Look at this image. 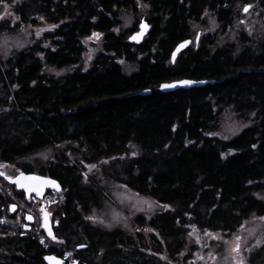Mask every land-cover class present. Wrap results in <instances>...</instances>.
Here are the masks:
<instances>
[{"label": "trees", "instance_id": "1", "mask_svg": "<svg viewBox=\"0 0 264 264\" xmlns=\"http://www.w3.org/2000/svg\"><path fill=\"white\" fill-rule=\"evenodd\" d=\"M19 1L20 22L43 16L56 30L45 37L49 48L38 43L0 57V163L61 144L78 148L59 149L53 161L37 168L60 186L53 206L55 242L38 227L21 231L19 217L6 207L14 189L0 179V207L5 209L0 217L6 220L0 228V264H47L45 257L63 264H173L182 252L197 250L199 232L228 236L249 218L264 216V202L253 195L264 189V39L257 44L241 34L238 46L215 49L216 36L209 35L198 50H183L169 69L151 62L154 38L164 35L158 54L169 58L189 38L200 5L227 29L239 17L236 6L251 0L193 2L186 16L177 0H144L153 10L158 5L159 11L174 9L162 31L155 26L139 46L127 41L134 26L115 31L123 10L140 7L137 0ZM7 24L1 22L0 29ZM94 32L102 37L103 52L81 71L82 40ZM38 54L46 67L72 71L59 78L44 74ZM117 59L137 70L124 75ZM176 80L206 84L158 90ZM228 107L239 117L256 114L252 125L231 139L217 129ZM109 158L116 161L103 170L108 179L160 207L168 205L150 218L135 217L132 233L102 230L86 218L103 193L87 175V166ZM252 244L248 263L264 264V243Z\"/></svg>", "mask_w": 264, "mask_h": 264}, {"label": "rangeland", "instance_id": "2", "mask_svg": "<svg viewBox=\"0 0 264 264\" xmlns=\"http://www.w3.org/2000/svg\"><path fill=\"white\" fill-rule=\"evenodd\" d=\"M19 3V0H13L9 4L5 2L0 4V15L3 17L0 18V23L8 21V27L0 29V57L2 59H7L13 53L25 50L38 43L40 48H49L50 42L46 39H48L53 30H56V27H51L52 24L48 23L46 18L43 16L33 17L27 23L20 22V18L19 20L14 19L15 17H19L16 13V7ZM4 4L8 5L7 11L11 13V15H4ZM248 4H252L253 7L247 14L242 12L245 4H239L236 6V9L239 11V17L235 19L232 26L228 27V29L221 27L216 20L211 19L208 15H203L202 21H195L192 24V29L194 32L200 31L204 36H216V44L213 46L215 49L227 45L238 46L241 34H244L249 40H252L253 43L259 44V42L264 39V0L263 3L251 0ZM240 20H245V24H239L238 22ZM131 27L132 19H129L124 15L121 16L120 25L115 31L120 33L129 30ZM38 29H44L40 32L39 36L36 35V31ZM249 31H251V35L248 34ZM86 38L87 37L82 40L84 53L81 56V71H87L92 65L96 55L100 54L101 51L103 52L101 36H99V39L94 38L93 40H88L87 43H85ZM5 39L7 40L6 45L4 43ZM89 55H91V59H88ZM38 57L41 60L44 74L59 78L72 71V68L57 69L56 67H46L42 54H38ZM116 62L122 68V71L126 76H130L137 70L134 65L128 64L122 59H117ZM57 73H59V75H57ZM255 118V113H247L244 114V116L239 117L233 112L232 108L228 107L220 116V119L217 122V129L220 133L225 134L227 139H231L242 130L250 127ZM67 147L70 149L78 148L76 144H71L69 146L61 144L56 148H49L34 155L18 158L11 163L13 166H4L3 169L7 175H15L16 171L22 170L23 167L26 169L31 168V171L36 172L40 164L53 161L59 149H65ZM115 161L116 158L103 159L95 164L96 168L91 170L87 168V175L94 178L101 188L103 187V193L99 203L95 202L96 204H91L90 213L87 216L94 217L95 220H87L92 226L102 230L112 231L119 229L132 233L136 231V227L133 223V219L135 217L142 216L150 218L161 212L164 208L160 207L157 203H153L154 201L152 199L145 196H139L124 188V186L108 179L103 174V170H105V168L111 170L110 163ZM115 170H118L117 166L115 167ZM109 172L111 173V171ZM253 195L259 201L264 202V189L254 192ZM149 203L152 204L151 209L148 207ZM2 212H5V209L2 210ZM2 214L5 215V213ZM257 218L258 217L249 218L247 220L249 223L245 225V228H239L238 231L235 232L242 237L240 242V255L244 257V264H249L247 261L248 250L245 251L244 249L251 247L254 242L256 243L254 246L257 247V241L261 242L260 245L264 243V222L259 221ZM5 225V218H0V228ZM252 229H255V231H252ZM204 233L205 232H199L198 235L195 236L201 240L200 246L197 250L182 252L180 254L179 261L173 264H190V262H194V264H232L231 255L234 254H230L229 250L233 245L234 233L228 236H224L219 233L222 238L219 240L207 237ZM211 233L216 234L217 232ZM188 241L193 244L195 239L188 237ZM223 241H228L229 243L225 244ZM205 244H207L208 247H204ZM209 252L212 253V256H214L215 259L209 257ZM197 257H203V259H198Z\"/></svg>", "mask_w": 264, "mask_h": 264}, {"label": "flooded vegetation", "instance_id": "3", "mask_svg": "<svg viewBox=\"0 0 264 264\" xmlns=\"http://www.w3.org/2000/svg\"><path fill=\"white\" fill-rule=\"evenodd\" d=\"M162 2L166 3V0H160ZM202 0H177V8L179 7H184L185 10V15L188 12V9L192 8V3L193 2H199ZM142 5H146V7H143ZM140 7H136V9H132L131 7H129L128 9H125L122 11V16L125 15V17L127 18H131L132 19V26L135 27V30L132 31L130 34H128L127 38L134 32L138 31V27L140 25V22L142 20H144L150 27L151 29H153L155 26L159 25V30L162 31L163 25H165L169 20H171L172 17V11H173V6L170 5L171 7H166L167 10L165 11H159L162 7H160V5H158L157 10H153L149 7L148 4H145L144 0H140L139 3ZM199 16L195 19V21H202V17L203 15H205V12H207L208 17H211V19H214L217 21V19L215 18V15L209 10V8L206 6V8H202V5H200L199 7ZM139 15V16H137ZM186 19V17H185ZM218 22V21H217ZM222 27V26H221ZM132 28V27H131ZM228 29V27H227ZM54 32V31H53ZM51 34H54V33ZM199 33V40L196 39V34ZM164 35L160 34L157 37L154 38V42L156 41V48L157 50H154L156 52V54L152 55L153 57L151 58V62L152 65H160L163 63V66H166V69H169L168 66H172L175 65V63L184 55V51L180 52L176 58L174 59V61L171 60V56H172V52L174 51L175 47L172 49V52L170 53L169 58L168 57H163L161 59V57L158 54V40L161 39ZM206 36V35H205ZM204 35L201 34L200 31L194 32V30L191 27V34L189 35V38L186 40H190V44L188 46V48L193 49V50H198L199 48H201V46L203 45L204 42ZM149 37V35L147 36ZM145 37V39L147 38ZM144 39V40H145ZM216 40V39H215ZM236 46V45H233ZM161 61V63H160ZM179 81V80H176ZM4 166H13V164L11 163H6V164H2L0 163V173H3V175H0V179H2L4 181V177H15L17 175V173H33V174H37L43 177H48L47 174H43L40 173L38 170L35 171H31V169H27V170H17L15 175H7V173L5 172V170L3 169ZM30 166H34V165H30ZM50 178V177H48ZM5 182V181H4ZM14 191L10 190L8 193L9 199L10 201H13L12 203L9 202L7 203V210H8V214L11 216H15L17 215L19 217V223L21 226V231H30L34 228L38 227L39 231H43L42 228V220L46 217L47 214V218H45V221H47L48 223H50L53 227V229L58 225L57 220L54 216L53 213V206L56 205L54 204L53 206H49L48 203H46L44 200L42 201H38V200H33L31 197L30 198H26V196L24 195L23 192L21 191H17L15 189V187L13 185H10ZM15 192V193H14ZM16 194H20L19 196ZM48 194H50L49 191L45 192V196L44 198H46V196H48ZM17 196V197H16ZM11 205L16 206V209L13 211V213L9 212V207ZM28 217H31V219L29 220ZM32 221V222H31Z\"/></svg>", "mask_w": 264, "mask_h": 264}, {"label": "snow or ice", "instance_id": "4", "mask_svg": "<svg viewBox=\"0 0 264 264\" xmlns=\"http://www.w3.org/2000/svg\"><path fill=\"white\" fill-rule=\"evenodd\" d=\"M3 3H4V0H0V4H3ZM139 3H140V0H137V4H139ZM142 6H143V7H146V5H142ZM252 7H253L252 4H248V3H246V4L244 5L243 9H242V12L245 13V14H247V13H249V10H250ZM4 8H5V13H4V15H11V13H9V12L7 11V9H8V5H7V4H4ZM207 15H208L207 12H205V16H207ZM0 18H3L2 15H0ZM14 19L19 20V17H15ZM41 19H42V18H41ZM238 23L241 24V25H243V24H245V20H240ZM51 27L54 28V27H56V25H52ZM147 27H148V26H147L143 21H141V22H140V31L137 32V33H136L135 35H133L132 37H130V39L139 42L138 37H141V36L143 35L144 31L147 30ZM43 30H44V29H38V30L36 31V35L39 36V35H40V32L43 31ZM246 30H247V27H246ZM248 34L251 35V34H252L251 31H249ZM99 36H100L99 33H95V32H94V33H92L91 36H89V37L86 38L85 43H87L88 40H93L94 38H95V39H99ZM199 36H200V34L197 33V34H196V39H197V40H199ZM4 43H5V45L7 44V40H6V39H5ZM187 43H189V42H188V41H185V42H184L183 44H181L179 47L182 48V47H184ZM175 55H176V53L173 52V54H172V56H173V60H174V58H175ZM88 59H91V55L88 56ZM57 75H59V73H57ZM180 83L186 85V84H190V83H192V82H191V81H181ZM173 86H174V85H171V84H164V85H161L162 88H170V87H173ZM146 91H147V89H146ZM208 135H212V133H208ZM253 147H255V145H253ZM81 162L83 163V161H81ZM105 163H106V161H105ZM87 167L89 168V170H91V169L96 168V165H95V164H92V165H88ZM0 175H3V173H0ZM21 179H24V180H37V181H40V178H39V177H35V176H27V177H26V176H24L23 173H20V177H18L17 180H16V183H17V185H18L19 187H24V185H21V184H20V180H21ZM249 183H251V181H250ZM44 184H51L53 187H58V186L56 185V182H55V181H51V180H42V181H40V186H38V187H29L28 190H29V191H35V192L39 195V194L41 193V189H42V186H43ZM153 203H155V202H153ZM148 207H149V209H151L152 204L149 203ZM162 207H164V208H168V205H162ZM45 218H47V214H46V217H45ZM86 218H87V219H90V220H95L94 217H86ZM28 219L30 220L31 217H28ZM257 219H258L259 221H261V222H264V216H260V217H258ZM248 223H249L248 221H245L244 223H242V224L240 225V229H244V228H245V225L248 224ZM193 227H194V226H193ZM137 230L139 231V229H137ZM147 231H151V229H147ZM252 231H255V229H252ZM51 235H52L51 232H49V236H51ZM188 235H189V236H192L193 233L190 232ZM204 235L207 236V237H210V238H212V239H214V240L222 239L219 233L213 234V233H209V232L205 231ZM52 238L55 239V237H52ZM241 239H242V237H241L239 234H236V233L233 234V245L231 246V248H230V250H229V251H230V254H234V255H231L232 264H244V257L240 255V252H241V243H240V242H241ZM223 242H224L225 244H228V243H229L228 241H223ZM41 243H44L43 239L41 240ZM196 243H198V244L201 243V240H200L199 238H197ZM260 243H261L260 241H257V245H256V246L259 247V246H260ZM204 247H208V245L205 244ZM244 250L247 251L248 249H244ZM208 255H209L210 258L215 259V257L212 256V253H211V252H209ZM163 258H164V257H162V259H163ZM197 258H198V259H203V257H197ZM45 259H46V260L55 261V264H62V262H61L60 260H57L55 257H45ZM73 264H76V262L73 261ZM190 264H194V262H190Z\"/></svg>", "mask_w": 264, "mask_h": 264}, {"label": "water", "instance_id": "5", "mask_svg": "<svg viewBox=\"0 0 264 264\" xmlns=\"http://www.w3.org/2000/svg\"><path fill=\"white\" fill-rule=\"evenodd\" d=\"M142 21H143L148 27H147V30L144 31L143 35H142L141 37H138L139 42L134 41V40H131L130 37H132L133 35H135L137 32L140 31V25H139V27H138V31L132 33V34L128 37V39H127L128 43L131 44V45H133V46H139V45H141V43L143 42L144 38L149 34V32H150V30H151V27H150V26H149L144 20H142ZM185 41H188L189 43H187V44H186L184 47H182V48L179 47V46H180L181 44H183ZM185 41L179 43V44L175 47V49H174V51H173V52L176 53L175 58H176V56H177L180 52H182L183 50H185V49L189 46V44H190V40H185ZM173 52H172V54H173ZM175 58H174V59H175ZM171 60L174 61V60H173V56H171ZM181 81H191L192 83H190V84H186V85H185V84H181V83H180ZM164 84H171V85H174V86H173V87H170V88H162L161 85H164ZM205 84H206V82H196V81H193V80H179V81H174V82H170V83H163V84H160L158 90H159L160 92H162V93H168V92H173V91H175V90H177V89H185V90H189V89H193V88H199V87L204 86ZM23 174H24V176H26V177H27V176H35V177H39V178H40V181H42V180H51V181H55V180L52 179V178L43 177V176H40V175H37V174H33V173H29V174L23 173ZM18 177H20V173H18L15 177H12V178L4 177V176H3L4 181H5L7 184H9V185H13L17 191H21V192H23L24 195L26 196V198L35 197V198L38 199L39 201H42V199H43V197H44L46 191H54V192H59V191H60V186H59L58 182L55 181V182H56V185H57L58 187H53L51 184H44V185L42 186L41 193L38 195L35 191H29L28 188H29V187H38V186H40V181H37V180H24V179H21V180H20V184H21V185H24V187H19V186L17 185V183H16V180H17ZM15 209H16V206L11 205V206L9 207V212H10V213H13V211H14ZM31 222H32V221H31ZM42 228H43V231H44L46 237H47L49 240L55 242V239L52 238V237H55V234H54V231H53V227H52V225H51L50 223H48L47 221H45V218L42 220ZM49 232H51V234H52L51 236H49ZM84 247H85V246H78V247L76 248V250L84 249ZM45 262H46L47 264H55V261H51V260H46V259H45ZM62 264H63V263H62Z\"/></svg>", "mask_w": 264, "mask_h": 264}]
</instances>
